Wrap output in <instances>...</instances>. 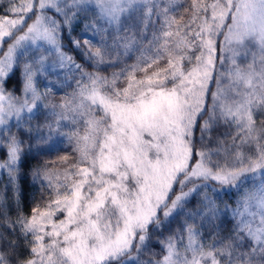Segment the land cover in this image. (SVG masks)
Instances as JSON below:
<instances>
[{
	"label": "snow or ice",
	"instance_id": "obj_1",
	"mask_svg": "<svg viewBox=\"0 0 264 264\" xmlns=\"http://www.w3.org/2000/svg\"><path fill=\"white\" fill-rule=\"evenodd\" d=\"M0 7V264H264V0ZM85 13L94 18L76 39ZM65 36L83 63L64 50ZM130 55L134 63L121 61ZM61 69L79 76L75 91L54 102L38 78ZM17 71L19 95L6 89ZM39 115L43 123L33 125ZM13 129L51 143L49 151L71 145V155L33 170L46 194L30 215L19 210L26 142ZM233 192L236 207L225 210L234 234L206 245L197 221L219 219L214 196ZM197 197L200 209L186 211ZM154 236L162 257L142 259Z\"/></svg>",
	"mask_w": 264,
	"mask_h": 264
},
{
	"label": "trees",
	"instance_id": "obj_2",
	"mask_svg": "<svg viewBox=\"0 0 264 264\" xmlns=\"http://www.w3.org/2000/svg\"><path fill=\"white\" fill-rule=\"evenodd\" d=\"M18 2V0H17ZM4 14L3 7H0V15ZM87 17V19H85ZM92 13H85L81 14V22L74 26V31L72 32V36L76 39L82 40V33L84 32V25L86 23H90L93 19ZM152 29H149V37L151 34ZM123 35V33L121 34ZM137 38H139V29H137ZM108 42L111 43L113 37L109 36L107 37ZM65 45V51L68 52L69 55L73 56L77 63H83L81 60L80 54L78 51H76L72 44L70 43L69 37L65 36L64 41ZM121 61L126 64H132L135 62V57L133 55H130L128 57H120ZM122 66V64L118 65L115 68H108L104 74L110 75L113 71H119V68ZM89 71H92L90 67H88ZM79 74L74 73L70 77L67 78L64 82L60 83L58 86L52 87V92L54 93V102H60V100L64 97L70 96L76 89V80L78 79ZM20 73L19 71L16 72V74L12 77L11 80L8 81L6 85V89L8 91H15L17 95L20 94ZM44 116L39 115L34 120L31 121L33 125L37 123H43ZM261 123V119L259 116H257V124L259 125ZM225 129L223 126L219 128L217 131L213 133V139L215 136L219 135L221 132H223ZM13 132L20 136L22 139L25 140V155L21 162V178L19 180V186H20V208L19 210L25 214L30 215L32 212V208L39 204L42 199L44 198V194H46V190H42L38 182H34L32 180V172L35 168L39 167L43 161L45 160H52L58 155H65L69 154L71 155V145H68L67 143L59 145V151H49L48 149L51 147V143L44 144V143H37L35 139H29L27 136L23 135L21 132H17L16 129H13ZM199 133H197V136ZM28 145L31 146V150L29 151ZM210 147H215L214 143L209 142ZM247 150V149H245ZM0 159H6V155L4 150H0ZM215 159V158H214ZM261 182V178L257 177L254 181L250 182L246 185V187H252L253 184L258 185ZM7 183V176L4 175L2 179H0V189L3 188V184ZM7 195L9 197L12 196V191L9 189ZM214 195V194H213ZM222 199L220 197L214 196V199H216L217 205L221 211V216L219 219H216L213 222H200L197 221L196 227L198 230H200L203 233L202 239L206 245L208 244H226L227 238L229 236H232L234 234V226H235V220L231 216L230 210L226 212L225 205H228L229 209L236 207V199L237 195L235 192L229 195H223L221 193ZM200 197H197L196 200H194L191 204L188 205L186 211L195 212L200 209L201 205L198 203L200 200ZM185 216L179 217L177 222L170 225V227L165 228L164 235L167 236L173 232H175L177 229H179L180 224L185 219ZM162 239L163 237H159ZM157 237H153L151 247L149 251L142 257V259H157L159 260L162 255V248L161 246L156 243ZM235 243V241L233 242ZM247 243V242H245ZM243 250V249H242ZM21 253H24V249L21 248Z\"/></svg>",
	"mask_w": 264,
	"mask_h": 264
},
{
	"label": "rangeland",
	"instance_id": "obj_3",
	"mask_svg": "<svg viewBox=\"0 0 264 264\" xmlns=\"http://www.w3.org/2000/svg\"><path fill=\"white\" fill-rule=\"evenodd\" d=\"M5 48H6V45H5ZM219 54H220V52H219V47H218V49H217V56H219ZM49 59L51 61L52 59H54V57H50ZM238 62L243 65L245 61L243 59H239ZM217 68H220L219 62H217ZM74 73L75 72H72L69 69H61V70H58V74L49 73L46 78L45 77H39L38 78L37 86H38V88L41 91L44 90V88H45L46 85L47 86H51V87L58 86L60 83H62L65 80H67V78L70 77L71 75H73ZM49 82H51V84H49ZM209 103H210V101H209Z\"/></svg>",
	"mask_w": 264,
	"mask_h": 264
}]
</instances>
